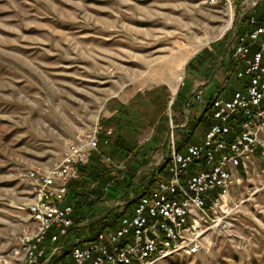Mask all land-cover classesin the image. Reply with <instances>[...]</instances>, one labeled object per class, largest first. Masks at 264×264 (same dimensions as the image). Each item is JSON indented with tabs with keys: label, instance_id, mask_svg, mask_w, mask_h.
Segmentation results:
<instances>
[{
	"label": "rangeland",
	"instance_id": "rangeland-1",
	"mask_svg": "<svg viewBox=\"0 0 264 264\" xmlns=\"http://www.w3.org/2000/svg\"><path fill=\"white\" fill-rule=\"evenodd\" d=\"M252 1L0 0V259L32 226L30 172L60 161L68 143L96 130L100 137L112 128L104 116L109 101L136 93L145 115L131 145L149 158L141 162L132 149L115 155L112 142H100L92 155H100L115 176L105 184L89 183L91 198L74 205L80 234L67 240L91 237L93 219L108 215L110 222L118 215L117 224L132 213L138 199L127 207L136 193L126 190L124 178L136 170L138 179L148 169L158 175L167 167L172 136L181 152L189 143L204 141L213 108L205 111L191 101L181 105L185 70L199 52L220 40L229 52L228 43L254 11ZM247 84L248 77L234 78L232 90L245 91ZM152 103L162 114L158 138L145 124ZM134 105L122 110L123 120L130 119ZM140 145H149L153 154ZM243 178L232 189L237 205L220 228L209 231L204 249L166 255L151 264H264V159L255 158ZM71 260L66 244L50 264Z\"/></svg>",
	"mask_w": 264,
	"mask_h": 264
},
{
	"label": "built area",
	"instance_id": "built-area-1",
	"mask_svg": "<svg viewBox=\"0 0 264 264\" xmlns=\"http://www.w3.org/2000/svg\"><path fill=\"white\" fill-rule=\"evenodd\" d=\"M260 2L252 1L254 10ZM228 47L236 77H248L245 91L235 89L231 96L211 100L213 122L203 142L189 143L181 152L172 136L166 180L142 194L132 213L87 242L67 240L74 226L69 185L99 148L96 130L87 139L68 143L62 159L49 169L30 172L32 226L0 264H50L66 244L71 245L72 260L63 264H151L166 255H194L204 249L209 231L220 228L237 205L232 189L255 166V158L264 159V17L253 11ZM193 99L203 102V91L196 90ZM113 134L106 129L103 144L110 145Z\"/></svg>",
	"mask_w": 264,
	"mask_h": 264
},
{
	"label": "crops",
	"instance_id": "crops-1",
	"mask_svg": "<svg viewBox=\"0 0 264 264\" xmlns=\"http://www.w3.org/2000/svg\"><path fill=\"white\" fill-rule=\"evenodd\" d=\"M234 78L237 77L235 75L231 55L226 51L223 40H220L219 42L214 43L212 46L199 52L187 66L184 73V80L186 83L184 87L181 86L180 89L179 98L182 97L180 103L184 106L187 102L191 101L195 106L201 105L206 111L208 104L213 98L217 96L228 97L232 95ZM187 85H189V88L186 90L185 95L181 96L183 88ZM196 90L203 91V102H198L191 96ZM130 104H135L133 106L134 109L129 114L130 119H126L127 121H125L121 117L122 110L125 108L127 109ZM148 110L149 112L147 117L149 120L145 124L151 125V127L155 129L153 133L157 136L158 124L160 123L159 120L162 116V114L158 111L159 105L156 107L152 103L148 107ZM143 111L142 103L138 100L136 93H134L128 97H120L117 100L109 101L106 105L104 116L106 118L105 122L107 126L112 127L116 131V142L114 144L112 143L111 151L124 156L127 154V147H129L134 152L138 153L139 156L137 157L138 159H141V162L143 160V162L145 161L146 163V160L149 158L146 155L147 153H144L146 155L145 158H147L144 159V156L139 153L140 151H138L136 145H131V140L136 137L132 134H136L140 131V126L144 123V121L141 120V118L144 117L142 115H145L142 113ZM176 126L178 127L182 125ZM124 132L130 133L131 135H125ZM141 148L144 149L145 152L153 154L151 151L152 148H150L149 145H144V147L141 146ZM47 250L50 251V247H48Z\"/></svg>",
	"mask_w": 264,
	"mask_h": 264
},
{
	"label": "trees",
	"instance_id": "trees-1",
	"mask_svg": "<svg viewBox=\"0 0 264 264\" xmlns=\"http://www.w3.org/2000/svg\"><path fill=\"white\" fill-rule=\"evenodd\" d=\"M254 14H256L260 18L264 17V5L259 4L258 7L254 10ZM209 107H211L210 104H208L207 109ZM104 137H105V133H102L100 135V141H101L102 145H104L103 144ZM115 142H116V138L113 139L112 143L114 144ZM127 148H128V151L131 150V148H129V147H127ZM113 153L116 155L115 152H113ZM101 160L102 159H101L100 155L99 156H97V155L93 156L92 155L89 162L87 164L81 166L80 177L77 179H74L70 182L68 202L71 203V201H72L73 203H71V204H73V206L75 204L80 205L83 198L85 200H86V198H91L90 193H93V191L90 190V187H89L90 182L97 181V183H99V184H105L107 182V180L112 179L115 176L114 171L112 169H109L108 166L106 164H104ZM166 168L167 167H165V166L161 167L158 170V172H159L158 175H155L154 172H150V170L148 169V172L144 173L139 179L137 178L138 174L136 173V172H138V170H136V172H133L132 174H130V176L125 177L124 178L125 181L123 180V182H125L124 187L126 188V190L128 192H133V190H134L136 193L134 198L128 200L129 202H128L127 207L129 206L130 203L139 199V197L142 194H145L146 192H148L152 188H154V186L157 184V182H159L161 180H166V178H167ZM89 190H90V192H88ZM88 204L90 206H93L94 203L92 201H90ZM76 209L77 208L74 207L73 218H74L75 223L77 221ZM117 218H118V215H116L115 218L113 219V221H110V222L107 221L108 215H104L97 220L93 219L92 223L89 224L91 226L90 227L91 237L84 239L83 242H87L90 239H92L96 235V232L99 230H107V229L114 227L116 224ZM80 228L81 227L78 225V223L74 224V226H72L70 231H69V237H72L73 235H79L80 234Z\"/></svg>",
	"mask_w": 264,
	"mask_h": 264
},
{
	"label": "bare ground",
	"instance_id": "bare-ground-1",
	"mask_svg": "<svg viewBox=\"0 0 264 264\" xmlns=\"http://www.w3.org/2000/svg\"><path fill=\"white\" fill-rule=\"evenodd\" d=\"M232 20H233V14H232V10H230V20H229L228 26L231 24ZM228 26H227V27H228ZM227 27H225L223 31H225V29H226ZM177 62H178V61H177ZM178 63H179V62H178ZM172 67H173V65H172ZM175 67H176V66H175Z\"/></svg>",
	"mask_w": 264,
	"mask_h": 264
}]
</instances>
